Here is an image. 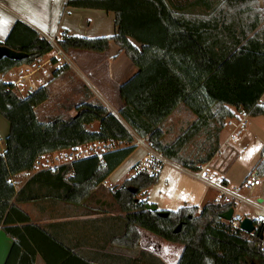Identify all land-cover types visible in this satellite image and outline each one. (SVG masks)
Segmentation results:
<instances>
[{
    "label": "trees",
    "instance_id": "1",
    "mask_svg": "<svg viewBox=\"0 0 264 264\" xmlns=\"http://www.w3.org/2000/svg\"><path fill=\"white\" fill-rule=\"evenodd\" d=\"M257 1L68 0V8L115 15L112 37H77L64 31L56 44L63 52L105 54L114 42L125 53L138 71L121 85L123 107L117 116L100 103L82 102L74 116L40 121L36 109L50 99V83L21 96L2 77L35 64L55 48L27 24L16 22L0 43L26 55L0 60V115L9 123L5 151H0V228L13 240L5 264H36L39 256L46 264H165L141 249L140 230L183 246L178 264H264L260 236L223 220L235 208L233 202L152 212L148 208L155 204L140 195L159 183V174L140 173L121 187H103L135 152L133 133L147 138L150 147L169 161L196 173L219 154L221 133L237 111L264 117V9ZM69 71L67 64L59 67L53 81L66 78ZM182 106L194 120L167 142L164 124ZM94 124L99 125L97 130L90 128ZM96 141H120L125 146L61 166L55 173L41 170L32 175L41 157ZM192 143L195 152L188 151ZM255 173L264 178V148L244 184ZM17 176L29 178L20 190L14 182ZM102 190L110 195L106 207L113 215L81 221L83 230L96 221L98 232L104 231L92 242H66L56 236L57 223L35 225L19 207L36 202L40 207L47 199H60L81 208L84 216L99 215L105 207L97 203ZM41 240L56 252L47 251Z\"/></svg>",
    "mask_w": 264,
    "mask_h": 264
},
{
    "label": "crops",
    "instance_id": "2",
    "mask_svg": "<svg viewBox=\"0 0 264 264\" xmlns=\"http://www.w3.org/2000/svg\"><path fill=\"white\" fill-rule=\"evenodd\" d=\"M67 2L68 0H0V14H2V17L8 21L4 27V34L0 35V43L5 42L12 28L18 21L27 24L49 42L52 38H55L56 40L61 38L64 31L68 32L72 36L87 38L112 37L115 34V15L113 13L90 9L68 8L66 6ZM57 52L58 51L55 48V51L52 54L43 57L33 65H24L13 69L2 77L3 81L14 84L17 92H21L22 94H27L28 92L34 91L39 87L50 83V99L43 105L39 106L37 111L40 107H43L48 103H52L55 98L54 94L56 95L58 92L57 95L59 93L62 95L70 88V84H72L73 89L76 87L78 88L77 90H73L74 99H78L81 96V89L85 92L84 97L77 102L76 107L82 102L100 103L107 107L116 116L119 115V111L123 107V103L120 99L121 85L138 71L137 68L129 61L125 53H122L114 42L110 43L109 51L105 54L71 50L69 52H63V56L55 57ZM53 59H56V63L53 62ZM121 63L122 66H120ZM65 64H67L70 68L66 78L53 81L54 72ZM116 96L118 101H116ZM59 98L60 97L57 96V99ZM76 107L73 110H76ZM74 115L75 114L71 116ZM250 119L252 120L250 124L248 122L247 127L237 134L236 141L231 144V150L227 152H230L231 155L229 160L225 163V166H223L224 171L222 172V176H220L221 170L219 168L211 166L216 157L210 163V166L212 167L210 170L211 173L213 172L216 178L219 177V180L215 179L214 182L219 185V190H221V187L231 198H235L237 204L235 203L236 206L234 208V212L235 214H241L243 216H252L255 208L259 205L264 206L263 199L257 198L256 201L253 202L252 198L247 201L249 202L252 210L247 208L242 210V204L236 199L238 195L237 193L233 194L230 191V181L226 178V173L233 166L231 163L236 162V156H238V159L239 154L245 151L249 146L251 136L253 135V118L249 117V120ZM8 134L9 127L0 123V136L2 138L0 139V151L2 153L5 151V139ZM233 134V128L226 123L225 129L222 131L220 136L221 146ZM224 153H226V151L221 150L218 156H220V154L224 155ZM138 154L139 149H136L135 152L109 176L103 187H106V189L121 187L125 181L132 178V175L126 176L122 179L121 177H117L113 184H108V180H110V178L117 173L129 159L134 158L133 162L129 165L128 170L126 171V174H130V172H132V167L146 157V155L138 157ZM228 156L229 154H227L226 157L228 158ZM164 167L159 173L160 178L159 183L157 184V186L161 184L165 186L163 189L164 193H160L162 195L161 199H152L149 193L146 198L149 203L155 204L158 210L174 211L175 206H189L202 209L207 203L211 202L210 193L212 189L216 188L211 187L204 182H201L204 185L203 188H193V186H187L183 183L182 185H185V187L182 193L179 195L177 193L172 194L170 189L173 187V179H171L170 174L168 173L175 171L185 177L191 178L192 180H196V178L194 177V173L192 171L184 169L171 161L169 163V172L166 171L165 175ZM39 171L41 170L35 168L32 175L38 173ZM28 179L29 178L25 176H17L14 180L17 184V189L20 190L24 187ZM218 181H223V186L220 182L218 183ZM253 190H251V192H253ZM146 192L147 191H145V193ZM165 194H167V197L164 196ZM98 200L99 201H97V203H99V205L103 204L105 207L99 209V215L91 216L82 215L81 208L70 206L60 199H47L41 203L40 207L36 205L37 202L24 203L19 205V207L29 215L33 224L41 227H47L50 224L57 223L58 226H56V236L66 242L78 244L83 243L85 239L92 242L95 236L103 235L104 233V231L101 233L98 232V226H96L98 223L96 221L89 223L83 230L80 224L81 221L94 218L96 219L104 216L109 217L113 215V213H108L110 209L106 207L110 202V199L100 197ZM63 223H65V226H59V224ZM18 226L21 225L18 223ZM140 234V245L142 250L158 256L165 264H178L179 254H182L183 250L180 248H174V245L177 244H172L160 239L156 240L158 244L153 245V243H150L147 245L145 243V239L152 240L153 237L147 235L144 230H140ZM154 239L159 238L156 237ZM165 243H168V246ZM41 244L47 251L52 253L56 252V248L52 247L49 242H43V240H41ZM164 245L168 249L167 252L164 251ZM12 246L13 240L0 228V264L6 263ZM181 247L183 248V246ZM81 248L90 251L94 250L91 247ZM36 264L46 263L42 257L39 256Z\"/></svg>",
    "mask_w": 264,
    "mask_h": 264
},
{
    "label": "rangeland",
    "instance_id": "3",
    "mask_svg": "<svg viewBox=\"0 0 264 264\" xmlns=\"http://www.w3.org/2000/svg\"><path fill=\"white\" fill-rule=\"evenodd\" d=\"M256 4H257L259 9H261V10L264 9V7H261L260 4H258V2H256ZM243 12H245V11H243ZM63 55L64 54H62L60 56H63ZM120 66H122V63L120 64ZM69 87L70 88L66 92H64L62 95H61V93H59L57 95L58 92L56 93V95L54 94L55 98H54L52 103H48L47 105L40 107L38 109V111L36 109V112L39 116L40 121L47 122L48 120H50L54 117L68 118L71 115L76 114V110H73V109L76 107L77 102H79V100H81L84 97L85 92L83 91V89H81V92H82L81 96L78 99H74L73 98V95H74L73 90H75V89L77 90L78 88L76 87L75 89H73L72 84H70ZM18 93L21 96L26 95V93H24V94H22L21 92H18ZM98 95H100V94H98ZM57 96H59L60 98L57 99ZM116 101H118L117 96H116ZM193 120H194V116L185 107L182 106L164 124L163 128H164L165 134H166L165 140L167 142L174 140L176 137H178L182 133V131H184L188 127V125L191 124V122ZM251 121L252 120L250 119L249 124ZM0 123L9 127V123L1 115H0ZM98 127H99V125L95 124V125L91 126L90 128L92 130H97ZM0 139H2L1 136H0ZM263 148H264V117H255V118H253V135L251 136L249 146L247 147V149L245 151H243L242 153L239 154L238 159H237L238 156H236V158H235L236 162L231 163L233 166L227 172L228 174L226 173V178L230 181V185H231L229 189L233 194L237 193L238 196L236 199L239 203L242 204V206H243L242 210H244L245 208L251 209L249 202H247L249 199L251 200L253 198V202H255L257 198L264 200V178L263 177L260 178V181L262 183L261 186L255 190H253V192H251L249 189H247L246 183L244 184L245 179L247 178L248 175H250V173L252 172V170L254 169L256 164L258 163V161L260 159L259 156H260L261 150ZM229 150H231V149H229ZM188 151L189 152H195L196 151V144L192 143L190 145ZM228 151H226V153H224V155L223 154H220V156L217 155L215 161H213V163L211 164V166H215L216 168H219L221 170V175L218 174L220 176H222V172L224 171L223 166H225V163L229 160L230 155H231L230 152L227 153ZM149 153L150 152L147 149L141 148V149H139L138 157H141V155H148ZM227 154H229L228 158L226 157ZM47 160H50V159L49 158L44 159V161H47ZM133 160H134V158L129 159L118 170V172L115 173L110 178V180H108V184H113L116 181L115 179L117 177H121V179H122L126 176L132 175V172H130V174H126L127 173L126 171L128 170V167L133 162ZM169 168H170L169 164H165L164 175H165V172L169 170ZM168 174H170L171 179H173V187H172V189H170L172 194H175V193H177L178 195L181 194L184 187H185V185H182L183 183H185L187 186H193V188L194 187H198V188L204 187V185L201 183L200 180H197V179L192 180L191 178L185 177L184 175L177 173L175 171L170 172ZM218 178L214 177L213 179L219 180ZM219 182L223 186V181H218V183ZM164 188H165V186L162 184L158 185V186L155 185L152 188H150L149 190H147L146 193L141 194L140 199L141 200L146 199L148 193L152 199H161L162 195L160 193L161 192L164 193V191H163ZM105 189H106V187H105ZM210 194H211L210 195L211 203H225L224 197H220V191L219 190L212 189ZM164 196L167 197V194H165ZM100 197L110 199V195H109L107 190H105V191L102 190L100 192ZM229 200H230V202L236 203L235 198L229 197ZM176 207L177 206L174 207L175 208L174 211L180 207H183V206H178L177 208ZM199 214H200V212H198V215ZM146 234L153 237L152 240L145 239L146 240L145 243L147 245H149L150 243H153V245L158 244L156 242V240H160V239H154L156 237H154V235H152L148 232H146ZM165 244L168 246V243H165ZM174 248H180L183 250V248L179 245H174ZM164 249H167V247L165 245H164ZM180 254H179V257H180ZM179 257H178V259H179Z\"/></svg>",
    "mask_w": 264,
    "mask_h": 264
},
{
    "label": "built area",
    "instance_id": "4",
    "mask_svg": "<svg viewBox=\"0 0 264 264\" xmlns=\"http://www.w3.org/2000/svg\"><path fill=\"white\" fill-rule=\"evenodd\" d=\"M258 4H260L261 7H264V0H258ZM50 43L54 46V48L57 49V53L55 54V57H59L63 54V51L60 50L56 44V39L52 38L50 40ZM261 105H264V99L261 100ZM249 122V116L244 112L237 111L235 116L231 119L227 120V124L231 126L234 130V134L228 138L227 141L222 144L221 150L228 151L231 149V144L236 141V136L239 132L243 131ZM134 142L132 146H135L137 149L145 148L150 153L144 157V159L140 162H138L136 165L132 167V178L140 173H147L149 175H156L159 174L161 169L165 166V164H169L170 161L166 159L161 154L154 151L148 141L147 138H141L138 135L133 133ZM125 144L120 141H109V142H103V141H96L86 144H80L78 146H75L73 148L64 149L56 151L50 155H46L41 157L35 164V168H38L40 170H49L51 172H58L59 168L64 165H70L74 162L81 161L84 159L92 158V157H102L106 153L114 151L118 148L124 147ZM45 158H49L50 160L44 161ZM212 167L210 166V163L203 165L200 167V170L196 173H194V177L197 180H200L201 182H204L205 184L218 188L219 185L214 182L215 175L211 173ZM105 185V183H103ZM261 185L260 178L256 175V173L247 180L246 187L250 191L257 188ZM220 197H224L225 203H229V194L226 193L225 190H223L220 187ZM229 196V197H228ZM245 218H250L252 220H255L261 224H264V206L259 205L257 208L254 209L252 216H243L241 214H235L233 215V218L231 221H226L228 224H230L233 228H239L241 226L242 221ZM258 227V226H256ZM262 247L264 248V234H263V240H262Z\"/></svg>",
    "mask_w": 264,
    "mask_h": 264
},
{
    "label": "water",
    "instance_id": "5",
    "mask_svg": "<svg viewBox=\"0 0 264 264\" xmlns=\"http://www.w3.org/2000/svg\"><path fill=\"white\" fill-rule=\"evenodd\" d=\"M25 57L26 55L23 53L15 52L5 46H0V60L4 58L12 59V60H21L24 59ZM129 190L133 193H136V190L132 188H129ZM148 210L152 212H158V208L156 205L150 206ZM234 213H235L234 209L229 210L226 214L223 215V220L231 221ZM159 214L162 217H168L167 212H160ZM240 229L247 234H256L257 236H260L261 240H263V234H264L263 224L256 227L255 220H252L250 218H245L241 223Z\"/></svg>",
    "mask_w": 264,
    "mask_h": 264
},
{
    "label": "snow or ice",
    "instance_id": "6",
    "mask_svg": "<svg viewBox=\"0 0 264 264\" xmlns=\"http://www.w3.org/2000/svg\"><path fill=\"white\" fill-rule=\"evenodd\" d=\"M7 23L8 21L2 17V14H0V35L4 34V27ZM164 251L167 252L168 249H164Z\"/></svg>",
    "mask_w": 264,
    "mask_h": 264
}]
</instances>
